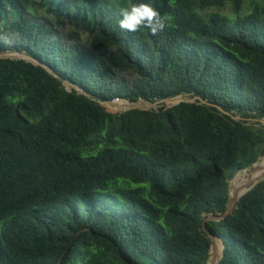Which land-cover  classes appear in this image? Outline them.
Here are the masks:
<instances>
[{
	"label": "trees",
	"instance_id": "16d2710c",
	"mask_svg": "<svg viewBox=\"0 0 264 264\" xmlns=\"http://www.w3.org/2000/svg\"><path fill=\"white\" fill-rule=\"evenodd\" d=\"M135 2L0 0V49L58 74L0 57V264H206L264 154V0H144L155 35L117 26ZM139 99L162 105L118 111ZM205 225L220 264H264V180Z\"/></svg>",
	"mask_w": 264,
	"mask_h": 264
},
{
	"label": "water",
	"instance_id": "95a60500",
	"mask_svg": "<svg viewBox=\"0 0 264 264\" xmlns=\"http://www.w3.org/2000/svg\"><path fill=\"white\" fill-rule=\"evenodd\" d=\"M0 57L10 58V59H23L25 61L32 62V63L38 64V65L46 68L53 75H58L55 71H53L47 65H45L40 59L34 57L33 55L29 54L25 50H20V49L1 50L0 49ZM63 84L66 87V89L69 91H71L72 88H74L76 90V92L79 94H85L87 96L90 95L89 93L85 92L82 87H78V86L74 85L72 82H70L66 78H63ZM69 87H72V88H69ZM177 97H178V99L171 100V102L166 103V107L167 108L171 107L172 105L180 103V102H192V103L200 102V103L205 104V101L202 100L201 98H199L198 96H192L191 97L188 94H182V95H178ZM122 101L130 103V101H127V100H122ZM138 101H142L143 105H135V106H131V107H121V108H118V111L124 112V111L130 110V109H141V110H152V109L156 110V109H158V104L155 101L151 102V101H147V100H143V99H139ZM263 155L259 154L257 156L255 162H257L260 159V157H262ZM248 168H249V166L245 167L244 169H240V170L245 171ZM232 179H233V177H232ZM262 180H264V175L257 178L255 181H252L244 189L236 192L233 196L231 194L232 183H231V181H229V196H228L226 211L222 214H216V215L209 214L203 219L202 229L211 239L209 256L206 260V264H219L222 257H223V251L225 249V244H224L223 239L211 233V231L205 225L206 221H218V220H222V219L226 218V216H228L229 214L232 213V211L235 208L236 203L240 199V197L243 194H245L246 192H248L250 189H252L257 183H259Z\"/></svg>",
	"mask_w": 264,
	"mask_h": 264
},
{
	"label": "clouds",
	"instance_id": "9594fccd",
	"mask_svg": "<svg viewBox=\"0 0 264 264\" xmlns=\"http://www.w3.org/2000/svg\"><path fill=\"white\" fill-rule=\"evenodd\" d=\"M117 26L121 30H126L128 32H135L139 27H144V28H147L153 35H155L158 31H162L165 28V24L163 20L160 19L158 10L155 9L150 3L144 2V0H139V2L132 3L127 8L120 9V18L117 21ZM10 49H16V48H10ZM63 78L65 77H62V79ZM151 102H154V101H151ZM158 107H159V104H158Z\"/></svg>",
	"mask_w": 264,
	"mask_h": 264
},
{
	"label": "rangeland",
	"instance_id": "374dc122",
	"mask_svg": "<svg viewBox=\"0 0 264 264\" xmlns=\"http://www.w3.org/2000/svg\"><path fill=\"white\" fill-rule=\"evenodd\" d=\"M52 24L53 25H56L57 23H56V21L54 20V22H52ZM72 26H70V24L68 23V22H66V21H64V24H62L61 26H59L58 27V29L60 30V31H63L64 33H59V34H67V31L69 30V32H71L72 30L70 29ZM57 34V33H56ZM58 35V34H57ZM80 38H81V43L84 45V46H86V45H88V44H90V36L87 34V33H85V32H80ZM2 40L3 41H5V42H7V43H9V44H11V45H13L14 44V38H12V37H9V36H3L2 37ZM69 88H72V87H69ZM190 96V95H189ZM158 104L161 106L162 105V103L161 102H158ZM236 118L237 119H239V116H236ZM248 119H250V120H252L251 122L252 123H255L256 121L254 120V119H252V117H247ZM262 122L264 123V120H262ZM261 158V157H260ZM259 161H261L263 164H264V162H263V159L261 158V159H259ZM254 164H251L250 166H249V168L247 169V170H245V171H243V170H240V169H236L234 172H233V175H232V177H233V179H232V177H231V179L232 180H230L231 181V183L233 184L234 183V181H235V183H237V178H236V180H235V177H236V175L240 172V175H242V176H245L248 172H250V169H251V167L253 166ZM248 185V184H247ZM246 187V186H245Z\"/></svg>",
	"mask_w": 264,
	"mask_h": 264
},
{
	"label": "bare ground",
	"instance_id": "6f19581e",
	"mask_svg": "<svg viewBox=\"0 0 264 264\" xmlns=\"http://www.w3.org/2000/svg\"><path fill=\"white\" fill-rule=\"evenodd\" d=\"M264 156V155H263ZM264 175V164L261 161H257L254 163V165L251 167L250 172H248L245 176L240 175V172L236 175L237 183L232 184V190L231 194L232 196L245 188L247 184H250L252 181H255L257 178L261 177Z\"/></svg>",
	"mask_w": 264,
	"mask_h": 264
}]
</instances>
